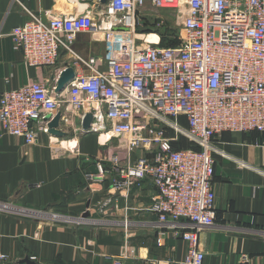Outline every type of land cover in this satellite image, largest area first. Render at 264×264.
Segmentation results:
<instances>
[{
  "label": "built area",
  "instance_id": "built-area-1",
  "mask_svg": "<svg viewBox=\"0 0 264 264\" xmlns=\"http://www.w3.org/2000/svg\"><path fill=\"white\" fill-rule=\"evenodd\" d=\"M162 13L180 21L175 46L161 45L157 32V41L138 33L146 18L162 26ZM81 33H102L103 55L76 56L81 70L62 92L57 79L55 86L34 79L0 94L2 132L33 144L58 113L73 132L76 118L92 114L91 132L108 135V152L87 172L88 183L113 175V194L124 196L150 179L157 192L146 210L158 218L157 245L171 230L187 244L172 264H205L199 235L216 219L213 142L224 132L264 133V0H108L97 16L31 14L11 38L27 66L56 67L63 50L76 54ZM180 136L199 149H175Z\"/></svg>",
  "mask_w": 264,
  "mask_h": 264
},
{
  "label": "crops",
  "instance_id": "crops-1",
  "mask_svg": "<svg viewBox=\"0 0 264 264\" xmlns=\"http://www.w3.org/2000/svg\"><path fill=\"white\" fill-rule=\"evenodd\" d=\"M103 8L99 0H0V94L34 79L55 86L60 70H81L76 56L103 55V34L81 33L73 44L76 54L63 50L56 67L27 66L11 32L31 14L43 20L97 16ZM62 121L63 136L40 133L33 144L0 128V264H20L26 257L38 264H112L121 256H129L127 264L183 259L187 244L172 238L171 230L164 245H157L158 218L146 210L157 192L151 180L135 182L124 196L113 194V175L88 183L87 172L107 155L108 135L85 133L78 118V132ZM213 143L216 219L199 235L205 264H264V133L224 132ZM109 197L116 199L103 206ZM86 211L90 216L84 218Z\"/></svg>",
  "mask_w": 264,
  "mask_h": 264
},
{
  "label": "water",
  "instance_id": "water-1",
  "mask_svg": "<svg viewBox=\"0 0 264 264\" xmlns=\"http://www.w3.org/2000/svg\"><path fill=\"white\" fill-rule=\"evenodd\" d=\"M108 0H102V3H106ZM75 70L73 67H67L65 70H63L60 74V77L57 82V91L62 92L67 88V83L70 80H73L75 78ZM93 121V116L92 114H84L81 118V127L82 130L85 133L91 132V124ZM62 114L61 112L58 113L49 123V132L50 134L54 135H61L63 136L65 133L61 130V125H62ZM90 212L86 211L83 214V217H89ZM20 264H38L36 261L30 259L29 257H26L20 261Z\"/></svg>",
  "mask_w": 264,
  "mask_h": 264
},
{
  "label": "rangeland",
  "instance_id": "rangeland-1",
  "mask_svg": "<svg viewBox=\"0 0 264 264\" xmlns=\"http://www.w3.org/2000/svg\"><path fill=\"white\" fill-rule=\"evenodd\" d=\"M162 14H163V17L165 18L164 24L162 26L158 27L156 22H154L152 19L146 18L145 22L142 24V26H140L138 28V33L142 35L141 37H143V39L150 36V35H153L154 32L159 33L158 36L160 37V41H159L160 43H164V39H167L168 41L173 40L175 38L179 39V36L181 35V30H182L180 21L177 20L175 17H173L171 14H168V13H162ZM164 26H166L167 29L165 30V35L163 36V34L160 33V30L163 33ZM154 29H156V30H154ZM140 41H142V40H140ZM113 141H111L110 144H114ZM190 142L191 141L189 140V143ZM116 143H117V141H116ZM191 143H190V147H193V143L192 144ZM188 146H189V144H188Z\"/></svg>",
  "mask_w": 264,
  "mask_h": 264
},
{
  "label": "trees",
  "instance_id": "trees-1",
  "mask_svg": "<svg viewBox=\"0 0 264 264\" xmlns=\"http://www.w3.org/2000/svg\"><path fill=\"white\" fill-rule=\"evenodd\" d=\"M167 29L166 26H164L163 28V33L161 32L160 30V33L163 34V36L165 35V30ZM167 39H164V43H161V45L163 46H175L179 43V39L175 38L173 40H170V41H166ZM181 122L186 125V120L185 118H182L181 119ZM249 133H260L258 131H252V132H249ZM249 133H245V134H249ZM169 136H173L174 135V132L173 130H168V133H167ZM191 143V142H190ZM190 143H189V140L183 136H180L176 141H173L172 144H173V147L175 149H185V148H194V149H199V146H197L196 144L193 143V147H190ZM189 144V146H188ZM192 144V143H191Z\"/></svg>",
  "mask_w": 264,
  "mask_h": 264
},
{
  "label": "bare ground",
  "instance_id": "bare-ground-1",
  "mask_svg": "<svg viewBox=\"0 0 264 264\" xmlns=\"http://www.w3.org/2000/svg\"><path fill=\"white\" fill-rule=\"evenodd\" d=\"M146 38H147V40H151V41L157 40V37L155 35H150Z\"/></svg>",
  "mask_w": 264,
  "mask_h": 264
}]
</instances>
